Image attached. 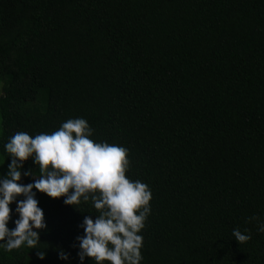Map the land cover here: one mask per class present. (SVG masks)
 <instances>
[{
	"label": "trees",
	"instance_id": "16d2710c",
	"mask_svg": "<svg viewBox=\"0 0 264 264\" xmlns=\"http://www.w3.org/2000/svg\"><path fill=\"white\" fill-rule=\"evenodd\" d=\"M75 117L151 190L140 264H264L247 219L264 221V0H0V173L12 134ZM36 198L40 241L0 264H80L77 225L98 211Z\"/></svg>",
	"mask_w": 264,
	"mask_h": 264
},
{
	"label": "clouds",
	"instance_id": "9594fccd",
	"mask_svg": "<svg viewBox=\"0 0 264 264\" xmlns=\"http://www.w3.org/2000/svg\"><path fill=\"white\" fill-rule=\"evenodd\" d=\"M92 133L85 118L75 117L50 133L17 131L8 137L4 149L10 159L6 171L0 173V249L11 251L22 245L36 248L39 230L47 227L36 198L39 191L49 197H63V203L72 206L91 201L98 211L94 216L84 215L77 225L83 229L73 245L80 264L85 257L96 264H140V230L151 210V190L144 182L126 176L127 148L94 141ZM29 158L38 165L39 175L31 168L22 171ZM22 175L33 179L22 183ZM13 203L15 206L10 207ZM247 219L256 221V231L264 233V221L255 214ZM232 236L241 243L251 239L247 229L233 228ZM44 255L37 252L41 259ZM57 255L65 261L69 257L63 250Z\"/></svg>",
	"mask_w": 264,
	"mask_h": 264
}]
</instances>
